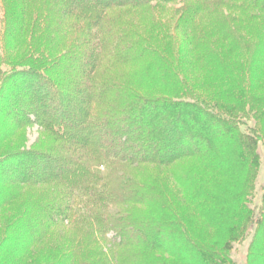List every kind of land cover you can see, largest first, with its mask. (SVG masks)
<instances>
[{"label": "trees", "instance_id": "1", "mask_svg": "<svg viewBox=\"0 0 264 264\" xmlns=\"http://www.w3.org/2000/svg\"><path fill=\"white\" fill-rule=\"evenodd\" d=\"M167 1L0 6V264H264V0Z\"/></svg>", "mask_w": 264, "mask_h": 264}, {"label": "rangeland", "instance_id": "2", "mask_svg": "<svg viewBox=\"0 0 264 264\" xmlns=\"http://www.w3.org/2000/svg\"><path fill=\"white\" fill-rule=\"evenodd\" d=\"M7 1L8 0H0V6L7 7V5L10 3ZM184 3H186L184 0H173L170 2L167 1L164 3H159V4H162L161 10L163 11L162 13L163 17L166 18L167 21H169V23L172 22L173 19L176 20L175 16H178V14H181V12L183 11ZM45 136L46 134L41 131L38 125H33L29 127L25 133L26 146L34 145L38 141L41 142V140L43 141L45 139L44 138ZM259 151L261 154V167H260L257 180H256V188H257L256 191L257 192L254 193L255 195L253 194V197L250 200L251 210L255 212L256 216L258 215V212L260 210L262 186L264 185V146L262 144L259 147ZM194 161L196 162V160ZM250 229H249V233L246 236V238L234 244V247H235L233 251V258L235 261L234 264H246V256H247L249 244H250V241L253 235V232Z\"/></svg>", "mask_w": 264, "mask_h": 264}]
</instances>
